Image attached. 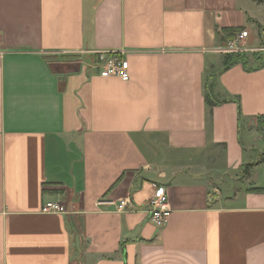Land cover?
<instances>
[{
  "label": "crops",
  "instance_id": "obj_1",
  "mask_svg": "<svg viewBox=\"0 0 264 264\" xmlns=\"http://www.w3.org/2000/svg\"><path fill=\"white\" fill-rule=\"evenodd\" d=\"M242 30L264 44V0H0V264H264V53L225 69Z\"/></svg>",
  "mask_w": 264,
  "mask_h": 264
},
{
  "label": "built area",
  "instance_id": "obj_2",
  "mask_svg": "<svg viewBox=\"0 0 264 264\" xmlns=\"http://www.w3.org/2000/svg\"><path fill=\"white\" fill-rule=\"evenodd\" d=\"M247 31L242 30L238 32L233 39L228 43L227 49L229 52H259L264 53V44H261L257 47H246L243 40L247 37ZM110 54L109 56H107ZM100 57L101 63L97 62V68L99 72L103 76H113L122 79L123 81L130 80V72H129V60L117 53H100L98 54ZM113 203V202H111ZM130 203L129 198L121 199L117 202L116 207L118 210L122 211ZM115 205V204H114ZM41 211L43 213H58V214H66L70 213V209L68 206L62 201L49 200L46 201ZM171 207L168 201L166 190L163 186L155 184L154 193L152 197L148 201V212L150 215L151 221L158 228H163L167 225L169 221Z\"/></svg>",
  "mask_w": 264,
  "mask_h": 264
},
{
  "label": "trees",
  "instance_id": "obj_3",
  "mask_svg": "<svg viewBox=\"0 0 264 264\" xmlns=\"http://www.w3.org/2000/svg\"><path fill=\"white\" fill-rule=\"evenodd\" d=\"M256 56H261V54L259 52H254L253 53ZM260 54V55H259ZM110 54H108L107 56H109ZM96 61L101 63L102 61L100 60V57L98 55H95ZM247 53L246 52H238V53H232V54H227L225 56V69L229 68L231 65L238 63V62H242V63H246V59H247ZM209 95V94H208ZM258 125L260 128L264 127V117H259L258 118Z\"/></svg>",
  "mask_w": 264,
  "mask_h": 264
}]
</instances>
